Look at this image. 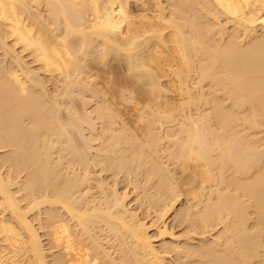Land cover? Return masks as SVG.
I'll list each match as a JSON object with an SVG mask.
<instances>
[{"label":"bare ground","instance_id":"bare-ground-1","mask_svg":"<svg viewBox=\"0 0 264 264\" xmlns=\"http://www.w3.org/2000/svg\"><path fill=\"white\" fill-rule=\"evenodd\" d=\"M0 264H264V0H0Z\"/></svg>","mask_w":264,"mask_h":264},{"label":"rangeland","instance_id":"rangeland-1","mask_svg":"<svg viewBox=\"0 0 264 264\" xmlns=\"http://www.w3.org/2000/svg\"><path fill=\"white\" fill-rule=\"evenodd\" d=\"M178 229H179L178 227L175 228L176 231H178Z\"/></svg>","mask_w":264,"mask_h":264}]
</instances>
